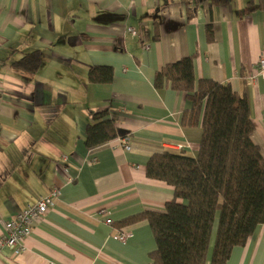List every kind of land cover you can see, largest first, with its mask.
I'll list each match as a JSON object with an SVG mask.
<instances>
[{
	"label": "crops",
	"instance_id": "obj_1",
	"mask_svg": "<svg viewBox=\"0 0 264 264\" xmlns=\"http://www.w3.org/2000/svg\"><path fill=\"white\" fill-rule=\"evenodd\" d=\"M35 50L34 72L16 66ZM262 54L264 0H0V235L16 212L59 189L24 250L2 247L0 264H149L148 222L121 226L132 233L126 240L115 223L163 211L173 187L145 175L147 159L164 150L194 156L200 138L199 126L180 124L185 93L156 88V71L192 55L196 80L246 92L264 158ZM94 65L112 68L109 83L88 81ZM103 109L128 132L129 150L119 136L86 146L85 127ZM225 264H264V225Z\"/></svg>",
	"mask_w": 264,
	"mask_h": 264
},
{
	"label": "trees",
	"instance_id": "obj_2",
	"mask_svg": "<svg viewBox=\"0 0 264 264\" xmlns=\"http://www.w3.org/2000/svg\"><path fill=\"white\" fill-rule=\"evenodd\" d=\"M228 1L209 0V4ZM207 31L211 39V24ZM15 64L34 72L40 53H27ZM87 79L109 83L112 68L91 66ZM164 84L185 93L188 107L180 124L200 127L198 150L194 156L168 150L151 154L145 175L171 185L173 196L163 211L147 209L127 216L115 223L117 230L136 221L148 222L155 240L149 264H225L232 248L243 245L264 225V158L251 139L254 125L247 94L236 92L228 82L196 80L192 55L156 71L154 86ZM127 133L103 109L86 125L85 144L94 147Z\"/></svg>",
	"mask_w": 264,
	"mask_h": 264
},
{
	"label": "built area",
	"instance_id": "obj_3",
	"mask_svg": "<svg viewBox=\"0 0 264 264\" xmlns=\"http://www.w3.org/2000/svg\"><path fill=\"white\" fill-rule=\"evenodd\" d=\"M132 34H136L133 28H129ZM257 74L264 76V54L257 62ZM123 149L129 150L130 145L128 137H120ZM59 195V189L53 187L48 194L40 196L33 204L28 205L23 210L14 214V216L4 222V229L0 235V249L8 248L11 256H17L24 250V241L30 236L32 228L46 213L48 208L54 205L55 199ZM105 222L111 224L113 221L107 217ZM132 235L129 229L116 230V238L126 240Z\"/></svg>",
	"mask_w": 264,
	"mask_h": 264
}]
</instances>
